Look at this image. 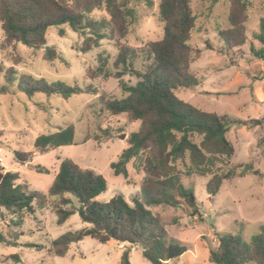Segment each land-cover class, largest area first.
I'll use <instances>...</instances> for the list:
<instances>
[{"label":"rangeland","instance_id":"1","mask_svg":"<svg viewBox=\"0 0 264 264\" xmlns=\"http://www.w3.org/2000/svg\"><path fill=\"white\" fill-rule=\"evenodd\" d=\"M249 20L246 23L247 42L229 52L222 50L220 31L231 28L229 21L231 0H192L196 15V28L190 44L203 51L202 57L192 64L201 81L193 90L182 89L177 96L193 106L211 113L227 115L231 119L250 121L264 117V59L252 53L264 49L255 40L264 19V0H249ZM134 9L135 17L125 42L137 49L134 67L143 70L147 64L141 51L147 43L163 36V23L159 15L160 0H118ZM91 17L97 21L109 20L107 11L95 10ZM64 36H59V30ZM86 36L76 33L68 25L50 27L47 46L56 48L60 58L50 62L45 48L31 49L19 43L8 44L0 22V164L5 171L18 172L22 184L32 191L47 194L55 179L60 163L71 159L84 169L94 170L108 183V189L98 200L108 202L116 194H123L128 201L140 193L145 177V154L128 165L129 177L115 176L111 164L117 162L129 147L128 139L140 124H129L125 115L113 116L99 103L101 95L122 99L126 96L114 74L118 55L115 42L102 40L100 45L83 53L81 46ZM211 45L212 49H209ZM104 59L108 76L95 80L87 77L88 70H95ZM13 68L17 75L45 79L52 83L65 82L85 88L92 85L98 95L77 94L69 99L60 95L37 94L30 98L17 89L16 84L7 93L5 73ZM123 79L135 85L138 79L127 74ZM70 125L75 127V143L51 151L35 148L36 139L52 134ZM228 138L233 143L235 155L224 168L251 163L258 174L227 180L215 197H210L206 184L210 178L182 177L185 186L192 188L197 198L198 214L192 209L152 207L163 219L170 237L181 241L187 252L168 264H214L209 261L211 248L218 245V237L233 234L249 242L264 226V126L252 128L233 126ZM198 140V139H197ZM29 153L30 161L20 162L15 152ZM54 202L45 208L35 206V212H26L21 227H15L16 217L3 212L0 215V233L16 246L0 243V264H119L127 246L116 241L101 243L86 237L72 244L65 257L48 253L53 240L67 232L89 228L76 214L65 224H57ZM32 243L36 248L26 247ZM132 264H151L142 249L133 246ZM17 255L19 259L12 258Z\"/></svg>","mask_w":264,"mask_h":264},{"label":"trees","instance_id":"2","mask_svg":"<svg viewBox=\"0 0 264 264\" xmlns=\"http://www.w3.org/2000/svg\"><path fill=\"white\" fill-rule=\"evenodd\" d=\"M229 21L231 28L220 31L219 37L224 52L240 48L247 42L246 23L249 20V0H231ZM105 9L109 20L97 21L91 14ZM159 15L163 23V36L151 41L141 49L147 64L143 70L136 69L134 62L138 51L125 40L129 34L135 11L118 0H0V22L8 44L19 43L31 49L45 48V57L53 62L60 58L53 46H47V31L50 27L68 25L76 33L85 35L81 46L83 53L100 45L102 40L115 42L118 55L114 63L120 88L125 97H99L102 108L113 116L125 115L129 124H140L129 139L117 162L111 164L115 176L129 177L127 165L141 154H145V177L140 193L128 201L119 193L108 202L98 198L107 191V180L91 169H84L71 159L60 163L59 171L48 193L27 189L19 184L18 172L5 171L0 164V215L7 212L16 220L15 227H21L23 215L35 212V206L45 208L54 200L57 224H65L78 215L89 228L67 232L53 240L48 253L65 257L72 244L92 237L101 243L116 241L142 249L143 257L151 264H168L181 258L186 246L170 237L161 216L152 207L192 209L198 214L197 198L192 188L185 186L182 177L210 178L206 190L210 197L219 194L225 181L258 174L251 163L225 169L224 164L235 155L228 133L233 126L252 128L264 126V117L250 121L234 120L227 115L201 110L177 96L182 89L193 90L201 81L192 69L203 51L191 46L190 41L196 28V15L192 0H160ZM64 36V30H59ZM255 40L264 46V19ZM212 49L211 45L208 47ZM252 53L264 59V49ZM0 67V74L2 73ZM134 75L138 82L129 85L123 77ZM107 77V65L100 59L95 70H88L87 77ZM7 93L14 84L17 89L32 98L37 94L60 95L69 99L77 94L98 95L96 87L85 88L45 79H34L17 75L13 68L5 73ZM198 139V140H197ZM75 143V127L70 125L52 134L40 135L35 141L39 151L70 146ZM20 162L30 161L29 153L15 152ZM0 243L8 242L0 233ZM26 247L36 248L28 243ZM132 248L122 253L119 264H132ZM12 258L19 259L17 255ZM209 261L214 264H264V226L251 241L239 235L227 234L218 237V245L211 248Z\"/></svg>","mask_w":264,"mask_h":264},{"label":"crops","instance_id":"3","mask_svg":"<svg viewBox=\"0 0 264 264\" xmlns=\"http://www.w3.org/2000/svg\"><path fill=\"white\" fill-rule=\"evenodd\" d=\"M123 246H124V247H125V246H127V247H131V248H132V250L134 249V247H132V246H131V245H129V244H124Z\"/></svg>","mask_w":264,"mask_h":264}]
</instances>
